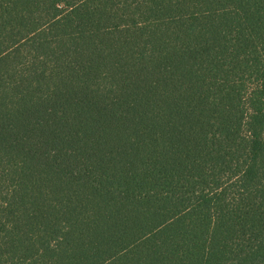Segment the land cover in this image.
<instances>
[{"label":"trees","instance_id":"1","mask_svg":"<svg viewBox=\"0 0 264 264\" xmlns=\"http://www.w3.org/2000/svg\"><path fill=\"white\" fill-rule=\"evenodd\" d=\"M0 264H264V0H0Z\"/></svg>","mask_w":264,"mask_h":264}]
</instances>
